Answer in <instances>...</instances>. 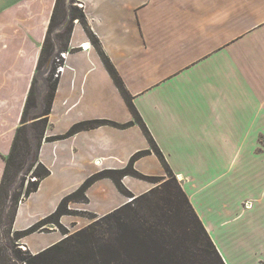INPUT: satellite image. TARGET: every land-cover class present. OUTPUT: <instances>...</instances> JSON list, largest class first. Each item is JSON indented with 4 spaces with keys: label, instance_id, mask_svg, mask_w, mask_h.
Masks as SVG:
<instances>
[{
    "label": "crops",
    "instance_id": "obj_1",
    "mask_svg": "<svg viewBox=\"0 0 264 264\" xmlns=\"http://www.w3.org/2000/svg\"><path fill=\"white\" fill-rule=\"evenodd\" d=\"M81 3L87 29L121 79L139 121L84 27L73 23L37 152L49 175L19 203L14 231L54 213L92 175L125 168L131 157L150 149L149 137L223 263L264 264V0ZM54 4L0 0V183L30 88V60L38 57ZM92 120L124 127L103 125L50 140ZM133 168L144 175L164 173L152 151ZM121 184L135 196L151 188L128 177ZM35 197L49 207L35 212ZM85 197L72 203L87 205L97 217L130 201L109 178L91 184ZM29 237L22 243L37 253L65 236L52 229L36 247Z\"/></svg>",
    "mask_w": 264,
    "mask_h": 264
},
{
    "label": "trees",
    "instance_id": "obj_2",
    "mask_svg": "<svg viewBox=\"0 0 264 264\" xmlns=\"http://www.w3.org/2000/svg\"><path fill=\"white\" fill-rule=\"evenodd\" d=\"M59 0L56 1V4ZM77 19L81 25L85 26L86 33L92 41L94 47L99 51V44L95 36L86 28L84 15H75L71 20ZM83 21L84 24H83ZM67 50L64 48L63 52ZM67 52V51H66ZM109 72L116 87L128 103V107L134 116V121L138 122L139 117L130 102L121 79L108 61V59L98 52ZM53 55L52 47L45 49L43 44L38 60V67L43 57L48 61ZM44 61V62H46ZM38 69H36L37 71ZM55 71L53 64L51 72ZM57 79L49 75L47 79L48 92L45 95V105L39 115L32 118L31 129L34 130L33 137L38 140L37 147L44 136L47 126V118L50 113L54 93L57 86ZM32 85L30 86L28 98L33 95ZM38 94V93H37ZM27 98V104H28ZM36 103V101H35ZM34 103V106L36 105ZM27 104L23 110L22 122L16 130L10 155L5 160V169L0 183V205L6 199L5 183L9 170L14 168L18 171L23 165V152L28 149V127L24 119L27 113ZM36 108V106L34 107ZM108 125L113 127H124L105 120H92L75 124L63 136L52 137L51 141L72 136L80 131L93 129L99 126ZM148 135V134H147ZM147 137V136H146ZM150 149L162 161L165 170L171 174L167 168L160 152L154 142L149 138ZM30 149V148H29ZM140 152L131 157L126 168L118 171H103L88 178L75 192L63 198L56 211L42 219L24 232H15L13 237L20 239L28 234L36 232L40 228L54 224L65 236L63 240L54 246L36 255L22 254L20 251H13L21 264H224L214 247L210 237L194 212L187 196L174 175L164 181L161 185L150 192L135 197L128 192L121 184V179L131 175L138 179H143L132 168L134 161L151 151ZM18 163H16V161ZM37 168L36 181L26 189L25 196L38 189L42 179L49 175V171L42 166L35 156ZM35 171L32 173L34 174ZM115 175V176H114ZM103 178H110L116 185L119 192L130 198L131 201L123 204L113 212L93 221L81 231L68 234L58 223L59 219L65 215H72L66 205L71 202H85V191L95 181ZM152 182L159 181L158 178H150ZM17 203H14L8 226L11 227L15 217ZM95 217V216H93ZM0 218L1 212H0ZM59 218V219H58ZM96 219V217H95ZM1 264V263H0Z\"/></svg>",
    "mask_w": 264,
    "mask_h": 264
},
{
    "label": "rangeland",
    "instance_id": "obj_3",
    "mask_svg": "<svg viewBox=\"0 0 264 264\" xmlns=\"http://www.w3.org/2000/svg\"><path fill=\"white\" fill-rule=\"evenodd\" d=\"M56 1L57 0H55L54 7L52 8L51 14L49 16L50 19H49V22H48V25H47V28L45 31V36H44V41H43V44L45 45L46 50L49 47H52L53 55L48 61L45 60L44 57H46V56H44L42 61L40 62L39 67H38V63H39L38 60H39V56H40V51H41V48L43 46V44H42L40 46V51H39L38 57L36 58L35 63L33 62L32 59L30 60V86H31V84H33L32 90L34 92L30 98L27 97L28 98V104L26 103L27 102V98H26L25 105H24V108H25V106L27 104V108H28L27 109L28 111L24 117V119L27 121V127L29 130L28 131V137H29L28 149H27V151L24 152V150L22 151L21 147L19 148L20 155L23 152V156H24L23 165L19 168L18 171H15L14 168H11L9 170L8 177H7V180L5 183L7 196H5L6 199H4V202L0 205V212H1V217H2V218H0V263L1 264H21L20 261L17 259V257L14 255L13 251L18 250L22 254H25V255L30 254L33 256V255H36L40 252H43L44 250L54 246L55 244H57L61 241L60 240L59 242L45 248L44 250H42L40 252L33 253L32 251H30L29 248H27L26 245H24L22 243V239H24L28 236H31V237H29V241L34 247H36V245H39L41 243V240H43L42 237L47 236V234L52 232V229H56L57 227L54 224H49V225H46V226L40 228L36 232L28 234V235H26L20 239H16L15 237H13V233L17 232V231H14V229H13L14 219H13V222L11 224V227L8 226L9 221H10V214L12 213L14 203L18 202L17 203V207H18L19 203L23 200V198L26 197L25 196L26 189L31 186L32 182L36 181L37 177L35 174L40 172V169H36L37 168V162L35 161V156L38 152V147H37L38 140H36L33 137L34 130L31 129L32 118L39 115V113L42 112L44 109V105H45V101H44L45 98L44 97H45L46 93L48 92L47 79H48L49 75H51V74L55 78V76H54L55 71H53V73L51 72L53 64L55 65V70H56L57 66L60 65V64H58L57 59H59V61L61 60L62 61L61 63H63V60L60 57V54L63 52L64 48L67 47V42H68V39L70 37V33L72 32V27L74 26L73 23L78 22L77 19H75V20H71V19L73 17H75V15L80 16V14L84 15V18H85V13H84V8H83L84 5H83V3H81L82 0L81 1H79V0H59V2L57 4H56ZM85 21H86V19H85ZM85 21H83V24ZM80 23H82V22H80ZM83 27L85 28V26H83ZM86 28H87V26H86ZM84 30H86V29H84ZM33 50H34V48L31 47L32 52H30V58L34 55ZM63 53H66V52H63ZM44 61H46V62H44ZM32 68L35 69L34 72L32 71ZM36 69H38V70L36 71ZM31 74H32V76H31ZM35 101H36V103H35ZM34 103L36 104L35 105L36 108H34L35 107ZM24 108H23V110H24ZM22 114H23V112H22ZM21 118H22V115H21ZM22 121L23 120L20 119V123ZM143 152H145V151H143ZM18 161L19 160H17L16 163H18ZM132 168H133V166H132ZM34 171H35V173L32 174ZM163 171H164V173H162L161 175H152V176L151 175H144V174L140 173V176L143 179H138L136 177H132L131 175H128L125 177L132 178L135 180H139L142 182H146L148 185L151 186V188L148 191L141 193L139 195H136V196L134 195L135 197H138V196H141V195H144V194L150 192L151 190L155 189L156 187H158L159 185L164 183V181H167L168 179H170V176H172V172L170 171L171 174H169L165 170V168H163ZM150 178H158L159 181L152 182L150 180ZM176 180L178 181V179H176ZM63 186H64V183H61L60 186L56 189V192L58 194H60V191L63 188ZM66 190L67 189H64V191H66ZM62 200H61V202H62ZM130 201H131V199H130ZM61 202H60V204H61ZM42 204H44V203L39 202L38 197H35L32 200V205H34L35 212H38L39 208L49 207V205L41 206ZM66 207H67L68 211H70V213L71 212L74 213V211H76V210L79 211V212H75V215L72 218H70V217L66 218V219H61V218L59 219L58 218L59 219L58 223L60 224V226H62V228L64 230H66L68 232V234H72L74 232L81 231L84 228H86L88 225H90L93 221L101 218V217H97L94 215L96 217V219H95V217H93V214L89 213L87 205L74 204L71 202V203H68L66 205ZM24 231L25 230L19 231V233L24 232ZM58 231L60 232L61 236L63 237V233L59 229H58ZM36 233H38L39 236L38 235L32 236ZM46 239H48V238H45V240Z\"/></svg>",
    "mask_w": 264,
    "mask_h": 264
},
{
    "label": "built area",
    "instance_id": "obj_4",
    "mask_svg": "<svg viewBox=\"0 0 264 264\" xmlns=\"http://www.w3.org/2000/svg\"><path fill=\"white\" fill-rule=\"evenodd\" d=\"M80 47H81V49H82L83 51H86V50H87V48H85L84 44L80 45ZM60 57L62 58V60H64V58H65V53L62 52V53L60 54ZM57 61H58V64H60V65L57 66V68H56V70H55V73H54L55 78H58L59 75H60V73H62V72H63V69H64V64L61 63L62 61H61V60L59 61V59H57Z\"/></svg>",
    "mask_w": 264,
    "mask_h": 264
}]
</instances>
